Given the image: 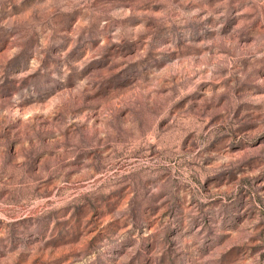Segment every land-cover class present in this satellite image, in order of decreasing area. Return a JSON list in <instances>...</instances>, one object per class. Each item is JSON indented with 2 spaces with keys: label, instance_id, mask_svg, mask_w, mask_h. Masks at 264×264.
Segmentation results:
<instances>
[{
  "label": "rangeland",
  "instance_id": "1",
  "mask_svg": "<svg viewBox=\"0 0 264 264\" xmlns=\"http://www.w3.org/2000/svg\"><path fill=\"white\" fill-rule=\"evenodd\" d=\"M0 264H264V0H0Z\"/></svg>",
  "mask_w": 264,
  "mask_h": 264
}]
</instances>
